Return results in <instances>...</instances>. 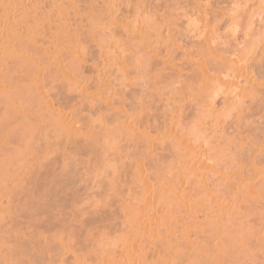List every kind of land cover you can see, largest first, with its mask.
<instances>
[{
  "label": "rangeland",
  "instance_id": "obj_1",
  "mask_svg": "<svg viewBox=\"0 0 264 264\" xmlns=\"http://www.w3.org/2000/svg\"><path fill=\"white\" fill-rule=\"evenodd\" d=\"M177 1L0 0V264H264V74L261 98L225 102L224 75L216 106L186 109L178 136L200 153L174 156L177 140L154 126L172 93L154 95L160 58L149 52L171 45L169 34L185 44L201 25L250 56L264 38V0ZM197 4L210 6L205 25ZM162 61L165 79L173 68ZM187 94L184 104L196 103ZM133 121L150 131L148 153Z\"/></svg>",
  "mask_w": 264,
  "mask_h": 264
},
{
  "label": "bare ground",
  "instance_id": "obj_2",
  "mask_svg": "<svg viewBox=\"0 0 264 264\" xmlns=\"http://www.w3.org/2000/svg\"><path fill=\"white\" fill-rule=\"evenodd\" d=\"M180 0H178L177 2L178 3H180L179 2ZM196 1V0H195ZM211 1V0H210ZM210 1H209V3H210ZM214 1V0H213ZM216 1V0H215ZM230 1V0H229ZM235 1H237V0H235ZM243 1V0H242ZM172 2V1H171ZM176 2V1H175ZM208 2V1H207ZM217 2V1H216ZM220 2V1H219ZM233 2V1H232ZM247 2V1H246ZM177 3V4H178ZM197 3H198V1H197ZM213 3H215V2H213ZM224 3H225V1H224ZM227 3V2H226ZM248 3V2H247ZM184 4H185V2H184ZM187 4H189V3H187ZM191 4V3H190ZM207 4V3H206ZM173 5V4H172ZM203 5V4H202ZM201 5V6H202ZM215 5V4H214ZM218 5V4H217ZM179 6H181V5H179ZM187 6V5H186ZM200 5L199 4H197V7H198V9H197V11H193L194 13L196 12V14H198V16L200 17L201 16V18H203V19H200L201 21L202 20H204V21H207V19L208 18H210L211 19V17H209L208 16V13L210 14V6L208 7L209 8V12L205 9V6H203L204 7V9L202 8L201 9V6L199 7ZM208 6V4L206 5V7ZM213 6V5H212ZM175 7V6H174ZM176 8V7H175ZM181 8V7H180ZM194 8V7H193ZM212 8V7H211ZM214 9H215V7H213ZM194 9H196V8H194ZM214 9H211V10H214ZM243 9V8H242ZM192 10V9H191ZM244 10V9H243ZM208 12V13H207ZM193 13V14H194ZM213 13V12H212ZM185 15H186V13H185ZM210 16H211V14H210ZM213 16V15H212ZM213 20V19H212ZM203 22V21H202ZM211 22H213V21H211ZM215 22V21H214ZM218 22V21H217ZM204 23H206V22H203L202 24L203 25H205ZM260 23V22H259ZM219 24V23H218ZM250 24V23H249ZM262 24V23H261ZM211 25V24H210ZM264 25V24H263ZM201 26V25H200ZM200 26H199V28H200ZM209 26V25H208ZM168 27V26H167ZM218 27V26H217ZM259 27V26H258ZM199 28H197L196 29V31H192L193 33L192 34H190L191 36L189 37L190 39H188L186 42H185V44H184V42L183 41H185V40H183L181 43L182 44H180V42H177L178 40L179 41H181V39H178L177 38V41L175 40V39H173V38H171V36H170V34L167 36L168 38H169V40H168V42H169V44H170V41H171V45H169L168 47H172V50L171 51H173V50H175V51H173V52H171L169 49H167L166 48V46H167V43L165 44V45H163V49H165L166 50V58L164 59V62H167V63H169L171 66H172V68H173V75L171 74H169V73H167V74H169L168 76H170L169 78H168V76H166L165 77V79H162L161 77L166 73H162V72H157V70L159 71V69H160V71H162V67L164 68V62L162 61V58H163V56L161 57L160 55L162 54V51H163V49H162V47L160 48V46L159 47H157V48H154V47H152L153 49H149L150 51L149 52H153L154 53V56H156L157 58H160V60L163 62H161V64H163L164 66H162L161 68H160V64H159V61L160 60H158V62H157V60L153 63V62H150V60L148 61L150 64H155L156 63V65H159V67H157L156 68V71H155V69H153V72H155L154 74V77H157V79H158V81H157V79H156V82L154 81V83H153V85H155V83H156V85L153 87L155 90V92H157V94L155 93L154 95H159V96H163V94L165 95H167V91L168 92H170V93H172L170 96H168L166 99L165 98H163V100H161V101H164V102H162L163 104H164V111H163V114H161V111L159 112V110H156L157 108L155 107V105H154V107L156 108H154L156 111H158V113L159 114H161L160 116H161V119L159 120L158 119V121H157V119H154V118H152L153 119V121L152 122H154V120H156L157 122H154L155 124H154V126L159 130V133H163L164 134V136H170V137H172V138H174V139H176L177 140V142L176 143H174V144H172V148L171 149H173L174 148V151H172L171 150V152H174V156H175V154H177V153H175L176 151L177 152H179L180 150L179 149H181V148H183L184 146H186L185 148H190L189 146H188V143H184L183 142V140H180V138H179V136H178V131H177V129H178V126H179V124H180V122H182V120H181V117H183V115L185 114V110L187 109L188 110V108L190 109V108H193V107H195L194 109H197L198 107L200 108V106L201 105H203V106H205V105H207V106H209V107H211V106H213V105H215L214 104V101L216 100V98H218L221 94H223L224 95V92L220 89V87L222 86V84L224 83V82H227V81H223L222 79V77H225V76H231L232 77V79L230 80V79H228L229 80V84L230 85H233L232 87H233V89H231L230 91H227L228 92V94H226V95H231L230 97H226L225 95V97H224V101L226 102V100H229L230 98L232 99V105H233V102H236L237 100H239V101H241V102H246L247 103V100H249V101H251L252 99H254V98H256V97H258V96H260V92H261V89H263L264 88V85L262 84V86H263V88H261V87H259V85L261 84V82L259 81V78H260V80H261V75H263L264 74V38L262 39V41L260 42V41H258L257 40V42L254 44L253 42H252V44H250L251 45V47H249L248 49H250V50H248V51H250L251 52V54H250V52H249V54H250V56L249 55H246L245 54V52L246 51H244L243 52V48L241 49V46H240V48L236 45L237 44V42H236V44H232L233 42H229L228 40H230V38L227 40H225V41H219L220 39H221V37L220 38H218V40L216 41L215 39H213L214 38V35L215 34H213V37L210 35V32L208 33V32H206V31H208L207 29H206V31H204V30H200V31H197ZM202 28V27H201ZM200 28V29H201ZM203 29V28H202ZM205 29V28H204ZM247 29V28H246ZM251 29V28H250ZM259 29V28H258ZM248 30V29H247ZM251 30H253V29H251ZM250 30V31H251ZM210 31V30H209ZM218 31V30H217ZM175 32V31H174ZM246 32V31H245ZM249 32V31H248ZM247 32V33H248ZM264 32V31H263ZM212 33V32H211ZM234 33V32H233ZM258 33H260V32H258ZM218 34H220V33H218ZM243 35V34H242ZM170 36V37H169ZM215 36H219V35H215ZM221 36V35H220ZM245 36V35H244ZM146 38H147V36H145ZM145 37H144V39H145ZM166 37V36H165ZM179 37V36H178ZM195 37H197V39L195 40ZM247 37V36H246ZM250 37H252V35L250 36ZM167 38V39H168ZM171 38V39H170ZM180 38V37H179ZM191 38H193V39H191ZM225 38V37H224ZM143 39V38H142ZM214 40V41H213ZM222 40H223V38H222ZM237 40V39H236ZM143 41V40H142ZM216 41V42H215ZM235 41V40H234ZM165 42V41H164ZM190 42V43H189ZM190 45H189V44ZM235 43V42H234ZM239 43V42H238ZM251 43V42H250ZM142 44H143V42H142ZM161 44V43H160ZM187 44V45H186ZM239 44H241V42L239 43ZM247 45H249V44H247ZM249 45V46H250ZM246 47H248V46H246ZM141 48V47H140ZM146 48V47H145ZM147 49H148V47H147ZM157 49H161V53H160V55H159V51H155V50H157ZM244 49H246V48H244ZM176 50H177V52H176ZM145 51V50H144ZM143 51V52H144ZM136 52H138V51H136ZM142 52V53H143ZM148 51H146V53H147ZM145 53V52H144ZM144 54V56H146L147 54ZM152 53V54H153ZM172 53H173V55H172ZM176 53H178V54H176ZM244 53V54H243ZM176 54V55H175ZM175 55V56H174ZM232 55H234V58L233 57H230L229 58V56H232ZM235 55L237 56V58L235 57ZM158 56H160V57H158ZM147 57V56H146ZM145 58V57H144ZM152 58H154L153 56H152ZM149 59V58H148ZM229 59V60H228ZM241 59V61H242V59H245L244 61H245V65H241V63H240V65L241 66H239L238 67V62H239V60ZM147 60V59H146ZM145 60V61H146ZM151 61H153V59H151ZM180 62V63H179ZM158 63V64H157ZM229 63H236V64H234V65H237L236 67H234V65H232L234 68H233V70H229L230 69V67H231V64H230V67L227 65V64H229ZM244 63V62H243ZM242 63V64H243ZM145 64H146V62H145ZM144 64V65H145ZM143 65V66H144ZM146 66V65H145ZM147 66L150 68V66L147 64ZM146 66V68L148 69V67ZM154 66V65H153ZM60 67V66H59ZM58 67V68H59ZM227 67H229L228 69H227ZM62 68V67H61ZM146 68H145V71H146ZM155 68V67H154ZM159 68V69H158ZM136 69V68H135ZM150 69H152V68H150ZM231 69H232V67H231ZM61 71L63 70V69H60ZM137 70V69H136ZM164 70V69H163ZM144 71V72H145ZM148 71V70H147ZM146 71V72H147ZM166 71V70H165ZM62 72H64V71H62ZM145 72V73H146ZM158 74H157V73ZM65 73V72H64ZM151 73V72H150ZM159 73H161V77H159L160 76V74ZM135 74H137V73H135ZM147 74V73H146ZM152 74V73H151ZM222 74H223V76H222ZM153 75V74H152ZM157 75V76H156ZM225 75V76H224ZM144 76V75H143ZM142 76V78H144L143 80H145V77L146 76H144L143 77ZM258 76H260L259 78H258ZM148 77V76H147ZM152 77V76H151ZM139 78V77H138ZM137 78V79H138ZM166 78H168V79H166ZM240 78H243V79H245V81L244 82H246V84L245 83H243V84H245V86H242V85H240L239 84V80H241ZM43 79V78H42ZM70 79H72V78H70ZM151 79V78H150ZM149 79V80H150ZM97 80V79H96ZM165 80V81H164ZM99 81V80H98ZM134 81V80H133ZM133 81H132V83H133ZM164 81V84L162 83ZM138 82V81H137ZM140 82V81H139ZM138 82V83H139ZM149 82V81H148ZM148 82H147V85H150L151 83L149 82V84H148ZM177 82V83H176ZM99 83V82H98ZM135 83V82H134ZM142 84H143V82H141ZM141 83H139V84H141ZM161 83H162V85H161ZM241 83V82H240ZM262 83H264V82H262ZM136 84V83H135ZM142 84H141V87H142ZM145 84V83H144ZM169 84H171V85H169ZM225 84V83H224ZM95 85V84H94ZM98 85V84H97ZM221 85V86H220ZM258 85V86H257ZM143 86H146V85H143ZM167 86H169L168 87V89H167ZM170 86H171V88H170ZM220 86V87H219ZM229 86V85H228ZM99 87V86H98ZM97 87V88H98ZM140 87V88H141ZM152 87V86H151ZM38 88V87H37ZM140 88H139V90H140ZM148 88V87H147ZM45 89V88H44ZM134 88H132V90H133ZM144 89V88H143ZM166 89V90H165ZM169 89H171V90H169ZM193 89L197 92V99L195 100V102L196 103H194L193 104V99L191 100L192 101V103H189V105L186 103V104H184L185 102H186V98H185V96H189L188 94H190V93H188L187 94V92L188 91H193ZM237 89V90H236ZM38 90H40V89H38ZM137 89H136V87H135V90L134 91H136ZM150 90V89H149ZM84 91V90H83ZM133 91V92H134ZM143 91V90H142ZM80 92H81V90H80ZM132 92V91H131ZM137 92V91H136ZM139 92V91H138ZM136 93V94H139V93ZM153 92V91H152ZM223 92V93H222ZM234 92V93H233ZM70 93V92H69ZM89 93V92H88ZM149 93V92H148ZM40 94H41V92H40ZM64 94V96H66L65 95V93H63ZM81 94H82V92H81ZM187 94V95H186ZM37 95V94H36ZM39 95V94H38ZM43 95V94H42ZM41 95V96H42ZM71 95V94H70ZM86 95H87V93H86ZM92 95V94H91ZM142 95H143V93H142ZM152 95V94H151ZM153 95V96H154ZM169 95V94H168ZM181 95V96H180ZM191 95V94H190ZM40 96V97H41ZM63 96V97H64ZM135 96H137V95H135ZM42 97H44V96H42ZM62 97V98H63ZM89 97V96H88ZM93 97V96H92ZM134 97V96H133ZM151 97V96H150ZM154 97H156V96H154ZM190 97V96H189ZM65 98V97H64ZM66 98H67V96H66ZM70 98V97H69ZM158 98H160V97H158ZM158 98H156V99H158ZM220 98V97H219ZM259 98H261V96L259 97ZM41 99H45L46 100V97L45 98H41ZM68 99V98H67ZM89 99V98H88ZM160 99H162V98H160ZM63 100V99H62ZM87 100V99H86ZM133 100V99H132ZM135 100V99H134ZM166 100V101H165ZM260 100V99H259ZM257 101V102H261V101ZM34 101V100H33ZM40 101V100H39ZM65 101V100H64ZM68 101V100H67ZM83 101V100H82ZM88 101V100H87ZM90 101V100H89ZM131 101V100H130ZM152 101V100H151ZM155 101H157V100H154V98H153V103H155ZM160 101V102H161ZM185 101V102H184ZM66 102V101H65ZM64 102V103H65ZM85 102V101H84ZM96 102H99V101H96ZM135 102V101H134ZM134 102H132V103H134ZM138 102H139V100H138ZM141 102V101H140ZM224 102V103H225ZM252 102V101H251ZM255 102V101H254ZM46 103V102H45ZM60 103V102H59ZM100 103V102H99ZM131 103V102H130ZM137 103V102H136ZM158 103V102H157ZM229 103V102H228ZM262 103V102H261ZM47 104H49V102L47 103ZM151 104V103H150ZM162 104V105H163ZM196 104V105H195ZM226 104V103H225ZM225 104H223V105H225ZM235 104V103H234ZM257 104H259V103H257ZM256 104V105H257ZM50 105V104H49ZM49 105H47L48 106V108H50V106ZM87 105V104H86ZM99 105V104H98ZM127 105H129V104H127ZM133 105V104H132ZM143 105V104H142ZM147 105V104H146ZM145 105V106H146ZM151 105H153V104H151ZM160 105L161 104H159V107H160ZM195 105V106H194ZM198 105H200V106H198ZM251 105V104H250ZM259 105H261V104H259ZM69 106V105H68ZM134 106H135V104H134ZM137 106V105H136ZM135 106V108H137ZM139 106V105H138ZM198 106V107H197ZM216 106V105H215ZM229 106V105H228ZM242 106V105H241ZM262 106H263V103H262ZM44 107V106H43ZM78 107H79V105H78ZM98 107H100V106H98ZM214 107V106H213ZM222 107V106H221ZM233 107H235V106H233ZM261 107V106H260ZM264 107V106H263ZM64 108V107H63ZM76 108V107H75ZM75 108H74V110H75ZM87 108V107H86ZM142 108V107H141ZM145 108V107H144ZM147 108H149V107H147ZM212 108V107H211ZM217 108V107H216ZM244 108V107H243ZM262 108V107H261ZM15 109H17V108H15ZM53 108H51V110H52ZM119 109V108H118ZM152 109V108H151ZM159 109V108H158ZM205 109V108H204ZM264 109V108H263ZM18 110V109H17ZM58 110V109H57ZM57 110H55V111H57ZM85 110V109H84ZM146 110V109H145ZM198 110V109H197ZM203 110V109H202ZM211 110V109H210ZM262 110V109H261ZM58 111H60V110H58ZM57 111V112H58ZM79 111V110H78ZM97 111V110H96ZM149 111H151L150 110V108H149ZM61 113L63 112V111H60ZM69 112V111H68ZM73 112V111H72ZM71 112V113H72ZM131 112V111H130ZM134 112V111H133ZM143 112V111H142ZM154 112V111H153ZM209 112V111H208ZM59 113V112H58ZM60 113V114H61ZM85 113V112H84ZM151 113V112H150ZM149 113V114H150ZM63 114V113H62ZM124 114H127V113H125L124 112ZM145 114H147V113H145ZM156 114V113H155ZM186 114H187V112H186ZM48 115V114H47ZM56 115H57V113H56ZM55 115V116H56ZM64 115V114H63ZM66 115H68V114H66ZM85 115V114H84ZM148 115V114H147ZM146 115V116H147ZM151 115L153 116L154 114H152L151 113ZM61 116V115H60ZM59 116V118L61 119L62 117H60ZM71 116V115H70ZM72 116H74V115H72ZM129 116V115H128ZM134 116V115H133ZM139 116V115H138ZM138 116H136V117H138ZM145 116V117H146ZM185 116H187V115H185ZM184 116V117H185ZM209 116V115H208ZM57 117V116H56ZM68 117V116H67ZM130 117V116H129ZM132 117V116H131ZM135 117V116H134ZM135 117V118H136ZM155 117V116H154ZM183 117V118H184ZM57 119L56 118V120H60V119ZM71 118V117H70ZM117 118V117H116ZM122 118V117H121ZM147 118V117H146ZM155 118H158V117H155ZM186 118H188V117H186ZM186 118H185V120H186ZM259 118V117H258ZM63 119V118H62ZM62 119L60 120L61 121V125H64V124H62ZM65 119H67V118H65ZM124 119H126V118H124ZM124 119H123V121H124ZM130 119V118H129ZM134 119V118H133ZM137 119V121L139 120V121H141L140 123H142V118H141V116H140V119H138V118H136ZM151 119V120H152ZM246 119V118H245ZM262 119V118H261ZM64 120V119H63ZM135 120V119H134ZM146 120V119H145ZM149 120V119H148ZM189 120V119H188ZM247 120V119H246ZM264 120V119H263ZM60 121H58L59 123H60ZM116 121V120H115ZM150 121V120H149ZM184 121V120H183ZM256 121V120H255ZM64 122V121H63ZM134 122V121H133ZM136 122V121H135ZM131 123V124H128L127 125V123H126V125L127 126H130L131 128H133V130L136 128L134 125L136 124V123ZM145 122V121H144ZM143 122V123H144ZM151 122V121H150ZM150 122H148L149 124H150ZM214 122V121H213ZM216 122V121H215ZM52 123V122H51ZM66 123V122H65ZM69 123V122H68ZM121 123H123V122H121ZM129 123V122H128ZM138 124H139V122H137ZM142 123V125L143 126H146V125H148V126H151L152 127V124H148L147 123V120H146V122L143 124ZM147 123V124H146ZM219 123V122H218ZM49 124V123H48ZM71 124H72V122H71ZM68 125H70V124H68ZM68 125H64V129L66 128V126H68ZM132 125V126H131ZM136 126H137V124H136ZM129 127V128H130ZM139 127H141V126H139ZM238 127V126H237ZM256 127V126H255ZM62 128V127H61ZM72 128V127H71ZM156 128H155V130H156ZM236 128V127H235ZM253 128V127H252ZM66 129H68V128H66ZM146 129V128H145ZM148 129H149V127H148ZM254 129V128H253ZM132 130V131H133ZM140 132H139V131ZM158 130H157V132H158ZM179 130V129H178ZM240 130V129H239ZM65 131V130H64ZM72 131V130H71ZM135 131H136V134H138L137 133V131L139 132V134L138 135H135V136H137V137H139L141 140H138V141H140L139 143H144V145H143V148L145 147V150H146V152L148 153V151L151 149V147L153 146V144L155 143L154 141H153V138H151V136L149 135V133H150V131H149V133H148V130L147 131H145L144 130V128L143 127H141V128H138V129H135ZM135 131H134V133H135ZM145 131V132H144ZM70 132V131H69ZM153 132V131H152ZM77 133V132H76ZM159 133H157V135H156V137H158V134ZM69 134V133H68ZM161 134H159V136L161 137ZM152 135V134H151ZM261 136V135H260ZM155 137V138H156ZM163 137V136H162ZM135 138V137H134ZM159 138V137H158ZM164 138V137H163ZM264 138V137H263ZM136 139V138H135ZM159 139H161V138H159ZM156 140H158V139H156ZM158 141H160V140H158ZM261 141V140H260ZM136 142V140L134 141V146H136L135 148L136 149H138V150H140L139 148H140V146L138 145V144H136L135 143ZM154 142V143H153ZM169 142V141H168ZM174 142V141H173ZM259 142V141H258ZM159 143V142H158ZM157 143V144H158ZM141 144V145H142ZM168 144V143H167ZM167 144H165V145H167ZM171 144V143H170ZM169 144V145H170ZM240 144H241V142H240ZM257 144V143H256ZM127 145H129V144H127ZM161 145V144H160ZM261 145V144H260ZM156 146V145H155ZM248 146V145H247ZM251 146V145H250ZM249 146V147H250ZM126 147V146H125ZM128 147V146H127ZM138 147V148H137ZM261 147V149H262V151H263V148H262V145L261 146H259V148ZM143 148H141V149H143ZM161 148V147H160ZM184 148V149H185ZM130 149V148H129ZM183 149V150H184ZM253 150H254V148H252ZM255 149H257V148H255ZM138 150H137V152H138ZM145 150H143V152H145ZM148 150V151H147ZM179 150V151H178ZM182 150V149H181ZM183 150H182V152H183ZM188 150H190L191 152L190 153H192V154H195V158H197L198 157V154L200 153L199 151H198V154L196 153V151L197 150H194V148H190V149H188ZM160 151V150H159ZM255 151V150H254ZM146 152H145V154H146ZM151 152V151H150ZM153 152V151H152ZM155 152V151H154ZM163 152H165V151H163ZM253 152V151H252ZM168 153V152H167ZM180 154H181V152H179ZM259 153H260V151H259ZM258 153V154H259ZM262 153V152H261ZM154 154V153H153ZM183 154H185L184 152H183ZM188 154H189V152H188ZM187 154V156H189ZM202 154V153H201ZM262 154H264V153H262ZM147 155V154H146ZM177 156H180V155H177ZM185 156V155H184ZM191 157H192V155H190ZM189 156V157H190ZM197 156V157H196ZM200 156H202V155H200ZM229 157V156H228ZM244 157V156H243ZM177 158V157H176ZM187 158V157H186ZM195 158H192V160L193 161H195L196 159ZM256 158V156L253 158V157H251L250 159H248V157H247V159L248 160H250L251 161V164H253V163H255V162H258L257 160H258V158H257V160L255 159ZM191 159V158H190ZM233 159V158H232ZM241 159V158H240ZM264 159V158H263ZM186 160V159H185ZM253 160H256L255 162H253ZM260 160V159H259ZM189 161H191V160H189ZM201 161V160H200ZM246 161V160H245ZM186 162V161H185ZM249 162V161H248ZM156 163V162H155ZM192 163V162H191ZM194 163V162H193ZM192 163V164H193ZM231 163V162H230ZM244 163V162H243ZM243 163H241V161H240V167L242 166V164ZM250 163V162H249ZM259 163V162H258ZM257 163V164H258ZM201 164H202V162H201ZM257 164H256V166H257ZM244 165V164H243ZM246 165V164H245ZM255 165V164H254ZM190 166V165H189ZM192 166H194V164L192 165ZM255 166V167H256ZM195 167H196V165H195ZM253 168V167H252ZM252 168H251V170H252ZM239 169V168H238ZM243 169V168H242ZM242 169H241V171H242ZM249 169V168H248ZM215 171V170H214ZM239 171V170H238ZM254 170H252V171H250L251 173L253 172ZM256 171V170H255ZM240 172V171H239ZM245 172V171H244ZM257 172V171H256ZM232 173H234V172H232ZM231 173V174H232ZM250 173V174H251ZM222 174V173H221ZM243 174V173H242ZM246 174H247V179H245L246 181L248 180V179H250L251 178V176L252 175H249V172L248 173H245V177H246ZM254 174H256V173H254ZM222 176V175H221ZM240 177H242V175L240 176ZM234 177H232V179H233ZM243 181H245L244 180V177L243 178H241ZM241 180V181H242ZM233 181V180H232ZM231 182V181H230ZM241 184V183H240ZM232 185V184H231ZM237 185V184H236ZM126 186V185H125ZM239 186V185H238ZM124 221V220H123ZM121 222V221H120ZM124 224V223H123ZM83 225V224H82ZM60 231V230H59ZM96 231V230H95ZM66 232V231H65ZM62 233V232H61ZM64 233V232H63ZM59 234V233H58ZM249 234V233H248ZM57 236V235H56ZM62 236V235H61ZM60 236V237H61ZM64 236V235H63ZM91 236H92V233H91ZM94 236V235H93ZM55 237V236H54ZM61 238H63V237H61ZM72 238V237H71ZM89 238V237H88ZM92 238H94V237H92ZM55 239H56V237H55ZM60 239V238H59ZM90 239V238H89ZM64 240V239H63ZM73 240V239H72ZM93 240V239H92ZM95 240V239H94ZM59 241V240H58ZM67 241V240H66ZM75 242H76V240H74ZM243 241V240H242ZM241 241V242H242ZM55 242V241H54ZM74 242V243H75ZM56 243V242H55ZM55 243H54V246H56L55 245ZM64 246V245H63ZM67 246V245H66ZM72 246H75V245H72ZM202 246H203V244H202ZM69 247V246H68ZM63 248V247H62ZM61 248V249H62ZM66 249V248H65ZM71 248H69V250H70ZM103 249V250H102ZM101 250L102 251H104L105 249L104 248H102ZM111 249V248H110ZM114 249V248H113ZM112 249V250H113ZM64 250V249H63ZM109 250V249H108ZM75 251H77V250H75ZM226 251V250H225ZM100 252V251H99ZM105 252H106V250H105ZM222 252V251H221ZM111 253V252H110ZM207 253V252H206ZM224 253V252H223ZM63 254V253H62ZM67 254V253H66ZM71 254V253H70ZM104 254V253H103ZM64 255V254H63ZM72 256H74V255H72ZM104 256H105V254H104ZM107 256V255H106ZM171 256H172V254H171ZM75 257V256H74ZM98 257H99V255H98ZM102 257V256H101ZM100 257V258H101ZM113 257V256H112ZM96 258V257H95ZM99 258V259H100ZM176 258V257H175ZM99 259H97V260H99ZM105 260V259H104ZM172 260H173V258H172ZM200 260V259H199ZM210 260V259H209ZM102 261V260H101ZM107 261V260H106ZM175 261V260H174ZM95 263H96V261H95ZM104 263H105V261H104ZM245 263V262H244ZM98 264V263H97ZM113 264H115V263H113ZM195 264V263H194ZM202 264V263H201Z\"/></svg>",
  "mask_w": 264,
  "mask_h": 264
}]
</instances>
